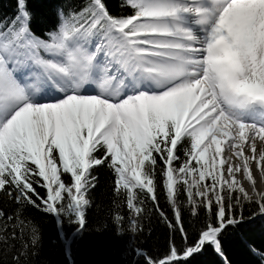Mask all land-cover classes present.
Here are the masks:
<instances>
[{
	"label": "snow or ice",
	"instance_id": "obj_1",
	"mask_svg": "<svg viewBox=\"0 0 264 264\" xmlns=\"http://www.w3.org/2000/svg\"><path fill=\"white\" fill-rule=\"evenodd\" d=\"M16 4L15 19L0 26V191L13 197L14 189L17 204L42 206L58 220L68 216L83 230L96 180L91 169L107 162L115 193L138 217L140 193L157 199L159 160L181 234L178 186L192 214L203 207L209 222L195 246L182 254L173 246L162 259L146 257V264H181L205 245L220 252L219 234L239 222L233 200L255 198L264 214V191L254 175L264 183V0H124L131 14L120 17L105 0H87L79 11L58 10L57 30L47 39L31 31L27 0ZM95 36L103 40L89 52L85 45ZM20 67L38 71L21 78ZM89 83L96 94L83 92ZM56 93L62 95L43 102ZM185 140V158L176 167ZM100 148L102 158L94 155ZM22 212L4 221L0 210V233L11 221V239L16 228L23 233ZM123 220L114 217L118 234ZM129 230H142L135 218ZM31 233L35 245L37 229ZM7 240L0 235V242Z\"/></svg>",
	"mask_w": 264,
	"mask_h": 264
},
{
	"label": "trees",
	"instance_id": "obj_2",
	"mask_svg": "<svg viewBox=\"0 0 264 264\" xmlns=\"http://www.w3.org/2000/svg\"><path fill=\"white\" fill-rule=\"evenodd\" d=\"M123 2L105 0L110 14L116 17L131 14L129 8L122 7ZM86 3L87 0H27L32 17L31 31L47 39L48 33L57 30L58 10L75 12ZM16 15V0H0V26L10 25ZM186 146V140L178 145L180 160L174 161V166L178 167L184 160ZM94 155L102 158L104 149L100 148ZM161 167L163 164L158 160L155 180L157 199L153 201L149 195L140 193L143 212L138 217H133L128 210L125 197L115 193V175L107 162L91 169L96 180L95 187L87 193L91 205L86 210L83 230H78V225L71 223L68 216H61L58 220L56 215L43 211L42 206L34 207L23 202L17 204L14 189H9L13 191V197H9L6 191H0V210L5 214L4 221L9 215L15 216L17 209H22L21 219L26 225L23 233L20 228L15 229L14 240L10 234L15 221L8 222V231L0 233L8 237L7 243L0 242V264H146V257L162 259L173 246L182 254L185 248L197 243L201 231L209 222V213L200 207L193 215L182 186H178L181 190L177 194V205L185 233L181 234L160 175ZM62 178L68 181L69 176L65 174ZM34 187L40 196H46L44 188ZM232 203V216L239 222L227 225L219 234L220 252L211 245H205L199 252L182 260L181 264H264V214L253 219L259 213L255 202L242 200L236 204L233 200ZM117 214L124 217L120 226L122 234L117 233L118 225L114 222ZM131 218H135L142 229L135 235L129 230ZM211 222L216 223L214 215ZM2 224L3 221H0ZM32 227L37 229L35 245L32 244ZM137 250L143 255H137Z\"/></svg>",
	"mask_w": 264,
	"mask_h": 264
},
{
	"label": "bare ground",
	"instance_id": "obj_3",
	"mask_svg": "<svg viewBox=\"0 0 264 264\" xmlns=\"http://www.w3.org/2000/svg\"><path fill=\"white\" fill-rule=\"evenodd\" d=\"M85 47L87 48V50H88L89 52H93V51H95V50H93L92 47H89V48H88L87 45H85ZM97 61L100 62V63H103V62H104V56H103L102 54L98 55V56H97ZM28 69H29V68H28ZM28 69H27V68L24 69V70H26L25 73L22 72V73L20 74L19 77L23 78V76L28 75ZM20 71H21V69L19 70V73H20ZM29 71H30V73H31V71H38V69H34V68H32V69H29ZM130 78H131V77H130ZM128 81H130L129 78H128ZM82 90H83V92H84L85 94H96V93L99 91V89L97 88V86H96L95 84H92V83L85 84V85L83 86V89H82ZM129 92H130V89H127V88H126V89H125V94H129ZM61 95H62V94H60V93H56L55 95L44 96V97H43V102H54V101H55L57 98H59ZM37 98L40 99L41 97L38 96ZM253 167H255V166L253 165ZM238 175H239V174H238ZM254 175H255V178H256V180H257V185H256V186H257V189H258V190H261V191H264V183H261V182H260L259 173H258V172H254ZM242 182L244 183L245 188L251 193V188H250L248 182H247V181H242ZM253 200H255V198H253ZM256 218H260V217H259V216H254V217H253V219H256Z\"/></svg>",
	"mask_w": 264,
	"mask_h": 264
},
{
	"label": "rangeland",
	"instance_id": "obj_4",
	"mask_svg": "<svg viewBox=\"0 0 264 264\" xmlns=\"http://www.w3.org/2000/svg\"><path fill=\"white\" fill-rule=\"evenodd\" d=\"M98 40V41H97ZM103 40V38H101V39H99V38H97L96 39V36L95 37H92L91 38V40H90V42L88 43V44H86L87 46H88V48L89 47H92L93 48V50H95V44L97 43H100L101 41ZM47 55V54H46ZM103 55V54H102ZM129 79H130V81H131V78L130 77H128ZM186 195V194H185ZM255 200H253V202H254ZM262 214H260V213H257V215L256 216H261Z\"/></svg>",
	"mask_w": 264,
	"mask_h": 264
}]
</instances>
